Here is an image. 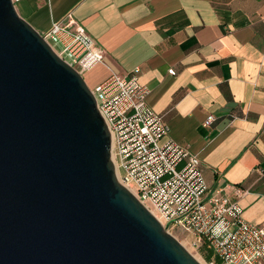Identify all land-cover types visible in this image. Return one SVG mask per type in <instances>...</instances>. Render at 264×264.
Segmentation results:
<instances>
[{"label": "water", "instance_id": "obj_1", "mask_svg": "<svg viewBox=\"0 0 264 264\" xmlns=\"http://www.w3.org/2000/svg\"><path fill=\"white\" fill-rule=\"evenodd\" d=\"M0 264H203L118 179L82 73L0 0Z\"/></svg>", "mask_w": 264, "mask_h": 264}, {"label": "crops", "instance_id": "obj_2", "mask_svg": "<svg viewBox=\"0 0 264 264\" xmlns=\"http://www.w3.org/2000/svg\"><path fill=\"white\" fill-rule=\"evenodd\" d=\"M16 8L42 34L73 12L104 54L83 73L91 88L139 68L149 106L198 154L209 187L237 198L247 221L264 222V0H21ZM236 187L247 191L237 196Z\"/></svg>", "mask_w": 264, "mask_h": 264}, {"label": "built area", "instance_id": "obj_3", "mask_svg": "<svg viewBox=\"0 0 264 264\" xmlns=\"http://www.w3.org/2000/svg\"><path fill=\"white\" fill-rule=\"evenodd\" d=\"M21 0H13L16 4ZM73 12L53 20L44 38L64 60L84 73L104 54L96 40L75 27ZM130 74L112 72L92 88L112 135V156L119 181L173 234H193L206 241L219 261L208 264H264V222L247 221L237 198L209 187L198 154L169 136L164 116L147 102L149 90ZM215 120L209 114L204 125ZM236 195L247 190L236 187Z\"/></svg>", "mask_w": 264, "mask_h": 264}, {"label": "rangeland", "instance_id": "obj_4", "mask_svg": "<svg viewBox=\"0 0 264 264\" xmlns=\"http://www.w3.org/2000/svg\"><path fill=\"white\" fill-rule=\"evenodd\" d=\"M176 237L182 242L194 255H198L203 261H206L204 258V254L201 252V250L192 244V236L193 234H190L188 232H183L182 230L176 229L173 230Z\"/></svg>", "mask_w": 264, "mask_h": 264}, {"label": "trees", "instance_id": "obj_5", "mask_svg": "<svg viewBox=\"0 0 264 264\" xmlns=\"http://www.w3.org/2000/svg\"><path fill=\"white\" fill-rule=\"evenodd\" d=\"M198 248L201 250V252L204 254V258L207 262L210 261H219V259L215 256L212 248L208 245L206 241H203Z\"/></svg>", "mask_w": 264, "mask_h": 264}, {"label": "bare ground", "instance_id": "obj_6", "mask_svg": "<svg viewBox=\"0 0 264 264\" xmlns=\"http://www.w3.org/2000/svg\"><path fill=\"white\" fill-rule=\"evenodd\" d=\"M195 256L198 258V260H200L203 264H208L206 263V261H203L198 255L195 254Z\"/></svg>", "mask_w": 264, "mask_h": 264}]
</instances>
